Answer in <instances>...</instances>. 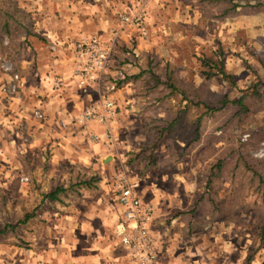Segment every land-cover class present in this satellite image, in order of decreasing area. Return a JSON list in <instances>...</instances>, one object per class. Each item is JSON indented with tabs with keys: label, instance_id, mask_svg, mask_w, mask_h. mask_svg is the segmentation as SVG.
I'll use <instances>...</instances> for the list:
<instances>
[{
	"label": "rangeland",
	"instance_id": "1",
	"mask_svg": "<svg viewBox=\"0 0 264 264\" xmlns=\"http://www.w3.org/2000/svg\"><path fill=\"white\" fill-rule=\"evenodd\" d=\"M136 1L0 0V264H131L121 168L146 188L161 264H264V0H141L143 33L119 19ZM113 34L101 90L116 83L123 145L107 177L87 133L44 124L40 90L47 56L70 62L75 40ZM73 87L82 107L96 97Z\"/></svg>",
	"mask_w": 264,
	"mask_h": 264
},
{
	"label": "built area",
	"instance_id": "2",
	"mask_svg": "<svg viewBox=\"0 0 264 264\" xmlns=\"http://www.w3.org/2000/svg\"><path fill=\"white\" fill-rule=\"evenodd\" d=\"M143 5L141 0L126 5L119 15L121 23L132 25L143 33ZM114 39L115 34L107 41L96 35L81 37L71 44L69 55L72 59L71 77L74 82L79 87L92 88L97 93L96 97L82 107L80 122L82 125L88 122L101 125L104 128L103 135L107 138L110 123L116 112L115 101L108 95L116 89V83L110 82L105 91L101 90V83L107 71ZM91 137L95 139L97 135L91 134ZM126 171L120 169L114 172L111 178L114 199L120 208L115 223L119 244L133 264H161L151 232L153 209L150 204L141 200L138 180L131 179Z\"/></svg>",
	"mask_w": 264,
	"mask_h": 264
},
{
	"label": "crops",
	"instance_id": "3",
	"mask_svg": "<svg viewBox=\"0 0 264 264\" xmlns=\"http://www.w3.org/2000/svg\"><path fill=\"white\" fill-rule=\"evenodd\" d=\"M81 29L82 28H80V30ZM42 48L44 51L47 50L49 54L51 53V51H49L48 49H51V50L53 49L51 45H43ZM46 59L49 60V63H48L49 66L45 70L47 71L48 77L50 78L47 79L48 81L42 83L43 87L40 90V92L42 93L44 97L43 100L40 102L42 112L45 115L44 124L46 126H53V127L57 123L61 124L63 126V130L65 129L71 130V133H69L68 136L69 138L74 139V140H77V138L78 139L83 138L84 133H87L86 138L90 139L88 141L90 143L89 148L90 150L91 149L93 150V152L91 153L96 155L97 153L95 152L98 151V148L100 149V152H99L100 158H102L104 161L107 162L108 167L111 166L107 170V177H111V174H112L111 172L114 169V167H112V161L115 160L113 151H116L118 147L123 145L122 141L120 143L114 140V138L117 137L116 134L119 128L117 125V121H115L117 113L115 114L112 122L110 123L109 129H108V138L104 137L103 135L104 128L101 125L95 122H88L85 125H82V123L80 122V112H81L82 103L86 102L87 100L85 96L81 95L74 89L73 87L74 79L69 78V76H71V69H72L71 61L70 62L67 60L57 61L56 59L50 58V56H47ZM68 59L71 60V57H69ZM50 67H52L53 69H50ZM52 75H54L53 78H51ZM108 96L111 99H113L115 103L118 101L116 92H112ZM36 104H39V103H36ZM26 106L28 107L27 101H26ZM90 134L97 135V139H91L89 136ZM85 144H87V142ZM79 147H84V143H81ZM121 169H124V168H121ZM129 176L131 177V179L136 178L134 176H131V174ZM145 191H146V188H143L140 185L138 186V192L142 200H143V194ZM115 205H116V209L119 215L120 208L116 204V202H115ZM155 213L156 212L154 211V208H153V215H152L153 219L155 217L154 215ZM152 223H153V220H152ZM113 260H116V259H113ZM195 261L199 262L200 264L210 263L208 260L206 259L202 260L200 258L195 259ZM202 261H205V263H203ZM130 263L133 264L131 261ZM122 264H125V263H122Z\"/></svg>",
	"mask_w": 264,
	"mask_h": 264
},
{
	"label": "trees",
	"instance_id": "4",
	"mask_svg": "<svg viewBox=\"0 0 264 264\" xmlns=\"http://www.w3.org/2000/svg\"><path fill=\"white\" fill-rule=\"evenodd\" d=\"M231 1V0H230ZM211 60L209 59V58H206V59H201V65L202 66H204V67H207V69L206 70H203L202 71V74L204 75V77L205 78H209L210 76H212V74H214L213 73V71H211L212 69H211V65L212 66H214V67H216V64H211V62H210ZM210 67V68H209ZM219 70H221V69H219ZM184 96V95H183ZM234 103L236 104V105H238L240 108H242V106H243V104L241 103V98H239V99H237L236 101H234ZM216 165H219V163H216ZM211 179H212V177H208V179H207V185L208 184H210V182H211ZM60 190V188H56L54 191H51V192H48V193H46L45 194V196H47V197H49V198H55V194L58 192ZM28 214H25L24 215V218H23V220H26L27 218H28Z\"/></svg>",
	"mask_w": 264,
	"mask_h": 264
}]
</instances>
